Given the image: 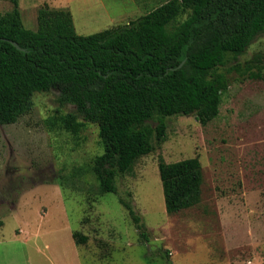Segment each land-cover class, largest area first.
<instances>
[{
    "label": "rangeland",
    "instance_id": "374dc122",
    "mask_svg": "<svg viewBox=\"0 0 264 264\" xmlns=\"http://www.w3.org/2000/svg\"><path fill=\"white\" fill-rule=\"evenodd\" d=\"M70 11L87 36L137 19L146 0H18L22 25L36 31L38 9ZM0 0V14L11 11ZM237 66L239 70H229ZM224 71L231 83L218 116L165 119L166 136L116 176L104 193L91 172L103 146L95 124L73 136L47 120L74 111L56 91L35 93L30 110L0 126V264H264V33ZM258 73L261 78H250ZM198 158L200 201L168 214L159 160ZM123 203L144 226L143 241ZM87 237L76 244L72 233Z\"/></svg>",
    "mask_w": 264,
    "mask_h": 264
},
{
    "label": "trees",
    "instance_id": "16d2710c",
    "mask_svg": "<svg viewBox=\"0 0 264 264\" xmlns=\"http://www.w3.org/2000/svg\"><path fill=\"white\" fill-rule=\"evenodd\" d=\"M151 1L137 19L87 36L76 33L67 9L41 6L36 31L22 25L18 0L0 14V126L27 113L35 93L56 91L74 111L51 117L48 128L76 136L83 122L97 126L103 152L91 172L104 193L115 192L116 176L151 153L153 141L164 142L167 117L192 115L203 126L215 119L228 71L239 70L223 68L264 33V0ZM158 173L168 214L199 203L198 158L159 160ZM123 204L147 242L140 217ZM72 238L87 241L78 232Z\"/></svg>",
    "mask_w": 264,
    "mask_h": 264
},
{
    "label": "water",
    "instance_id": "95a60500",
    "mask_svg": "<svg viewBox=\"0 0 264 264\" xmlns=\"http://www.w3.org/2000/svg\"><path fill=\"white\" fill-rule=\"evenodd\" d=\"M10 43H11V44H12L17 50L23 51V49L20 48L19 45H18L16 42H14V41H10ZM182 64H183V62H182L180 65H178V67H176V69L181 68ZM176 69H174V70H176ZM170 70H173V69H170Z\"/></svg>",
    "mask_w": 264,
    "mask_h": 264
},
{
    "label": "crops",
    "instance_id": "0c3cea01",
    "mask_svg": "<svg viewBox=\"0 0 264 264\" xmlns=\"http://www.w3.org/2000/svg\"><path fill=\"white\" fill-rule=\"evenodd\" d=\"M144 1H146V0H135V3L137 4V6H138V5L140 6L141 3L144 2ZM139 6H138V7H139Z\"/></svg>",
    "mask_w": 264,
    "mask_h": 264
}]
</instances>
